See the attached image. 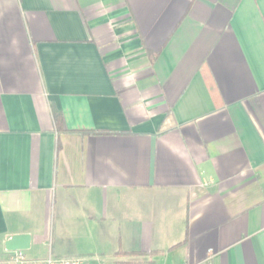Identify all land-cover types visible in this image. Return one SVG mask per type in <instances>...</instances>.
I'll return each mask as SVG.
<instances>
[{
	"label": "crops",
	"instance_id": "obj_1",
	"mask_svg": "<svg viewBox=\"0 0 264 264\" xmlns=\"http://www.w3.org/2000/svg\"><path fill=\"white\" fill-rule=\"evenodd\" d=\"M19 234L264 264V0H0V261Z\"/></svg>",
	"mask_w": 264,
	"mask_h": 264
},
{
	"label": "built area",
	"instance_id": "obj_2",
	"mask_svg": "<svg viewBox=\"0 0 264 264\" xmlns=\"http://www.w3.org/2000/svg\"><path fill=\"white\" fill-rule=\"evenodd\" d=\"M0 264H86L84 258H64L48 256L45 259L33 260L26 256L25 252H7L6 257L0 261Z\"/></svg>",
	"mask_w": 264,
	"mask_h": 264
},
{
	"label": "water",
	"instance_id": "obj_3",
	"mask_svg": "<svg viewBox=\"0 0 264 264\" xmlns=\"http://www.w3.org/2000/svg\"><path fill=\"white\" fill-rule=\"evenodd\" d=\"M31 236L28 234H19L9 236L4 242V248L7 252H27L30 250Z\"/></svg>",
	"mask_w": 264,
	"mask_h": 264
},
{
	"label": "rangeland",
	"instance_id": "obj_4",
	"mask_svg": "<svg viewBox=\"0 0 264 264\" xmlns=\"http://www.w3.org/2000/svg\"><path fill=\"white\" fill-rule=\"evenodd\" d=\"M41 252H43L42 250H41ZM26 254H29V251H27V252H25ZM40 255H42V253H40Z\"/></svg>",
	"mask_w": 264,
	"mask_h": 264
},
{
	"label": "trees",
	"instance_id": "obj_5",
	"mask_svg": "<svg viewBox=\"0 0 264 264\" xmlns=\"http://www.w3.org/2000/svg\"><path fill=\"white\" fill-rule=\"evenodd\" d=\"M54 117H55V121L57 122V121H58V120H57V119H58L57 116H54Z\"/></svg>",
	"mask_w": 264,
	"mask_h": 264
}]
</instances>
